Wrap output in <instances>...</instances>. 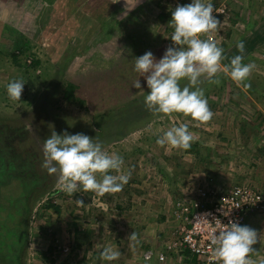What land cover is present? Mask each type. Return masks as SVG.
<instances>
[{"label":"rangeland","instance_id":"374dc122","mask_svg":"<svg viewBox=\"0 0 264 264\" xmlns=\"http://www.w3.org/2000/svg\"><path fill=\"white\" fill-rule=\"evenodd\" d=\"M189 2L0 0V128L14 136L19 128V134H28V143L40 149L53 126L58 133L67 129L70 134L97 136L106 151L123 157L121 173H131L120 192L104 196H69L58 189L57 176L49 175L53 192H43L32 203L26 264H96L100 250L117 235L126 238L120 244L125 251L132 232L140 241L134 245L140 255L147 249L145 240L159 238L171 219L177 220V204L185 197L237 184L264 189V0H212L222 23L212 34L229 58L223 63L239 54L236 41L243 40V62L255 65L246 81L250 87H238L228 77L218 85L205 81L201 86L213 117L204 124L180 113L145 120L149 111L139 97L146 92L132 86L138 78L134 58L146 51L157 59L164 55L172 43L171 10ZM17 77L26 83L21 100L13 102L5 85ZM67 79L74 80L78 101L65 96ZM140 80L150 91L145 78ZM124 105L130 108L128 119L116 111ZM106 112L110 117L105 119ZM134 119L143 121L128 134L114 126ZM28 123L32 131L26 129ZM97 123L101 129L94 126ZM173 123L189 124L195 137L190 149L166 150L156 143ZM40 155L42 163V150ZM51 204L60 211L48 207ZM82 216L86 219H79ZM72 221L90 237L75 234ZM262 226L264 230V222ZM161 240L148 243L149 248L160 249ZM261 244L259 238L253 246L259 249Z\"/></svg>","mask_w":264,"mask_h":264},{"label":"clouds","instance_id":"9594fccd","mask_svg":"<svg viewBox=\"0 0 264 264\" xmlns=\"http://www.w3.org/2000/svg\"><path fill=\"white\" fill-rule=\"evenodd\" d=\"M212 0H190L187 4H179L171 10L168 27L172 43L166 48L164 55L157 59L152 51L134 58L133 71L138 78L132 86L144 95V106L155 116H168L180 113L195 121L197 125L210 121L213 112L209 107L206 90L201 85L220 84L221 74L230 78L243 88L250 87L246 83L253 68L252 63H244L245 42L236 41L239 54L229 59L225 49L208 36L218 31L220 19L214 13ZM140 77L147 84L145 91ZM186 81L187 83H182ZM26 81L22 77L11 79L6 85V92L13 102L20 101ZM187 123H173L172 126L157 136L156 143L165 147L188 150L195 140ZM32 131V124H26ZM43 159L41 167L49 175L57 176V187L69 196L77 192L95 193L99 196L120 192L129 182L131 173H121L124 159L117 153H109L97 136L92 137L83 132L70 134L67 129L58 133L54 126L43 143ZM116 173V174H114ZM78 202L83 203L82 200ZM223 215L228 216L229 212ZM208 247L217 264H254L249 254L256 249L257 231L238 221L228 223L217 222L215 230L208 237ZM131 246L140 243L137 234L128 236ZM121 256L118 249L111 245L103 247L99 253L100 264H112ZM150 254L145 255V261ZM260 264H264L261 261Z\"/></svg>","mask_w":264,"mask_h":264},{"label":"trees","instance_id":"16d2710c","mask_svg":"<svg viewBox=\"0 0 264 264\" xmlns=\"http://www.w3.org/2000/svg\"><path fill=\"white\" fill-rule=\"evenodd\" d=\"M37 62L39 63V60ZM223 77L225 76L221 74V78ZM63 87L67 98L74 99V101L80 99L75 95L77 86L73 79H67L63 83ZM145 94L139 97V100H144ZM82 101L84 100L82 99ZM128 108V105H124L116 111L118 113L121 111L122 118L128 119L131 117L130 108ZM110 113L106 112L104 118L110 117ZM152 116L154 115L151 112L147 113L145 120L148 117L146 121H149ZM139 120H121L115 122L114 126L120 132L124 129L128 134L138 123L141 125L143 119ZM105 125L104 122L103 126ZM94 126L102 128L100 123L94 124ZM19 133V128L15 130V136L8 128H0V264H26L31 234L29 222L33 212L32 203L43 192H53L51 189L54 179L49 177L47 170L42 168L40 163L42 147L40 149L37 145L28 143L26 140L28 134ZM92 135L95 136L96 132H92ZM48 207H55L56 209H54L58 212L61 209L53 204ZM79 219L84 220L83 218ZM76 222H71L76 226H73V231H77L75 234L78 232L84 234ZM55 240L51 245L52 249L56 248Z\"/></svg>","mask_w":264,"mask_h":264},{"label":"built area","instance_id":"2783aa9c","mask_svg":"<svg viewBox=\"0 0 264 264\" xmlns=\"http://www.w3.org/2000/svg\"><path fill=\"white\" fill-rule=\"evenodd\" d=\"M224 9H218L221 13ZM214 10V15L217 16ZM216 36V35H215ZM210 33L208 38L215 40ZM210 188L189 195L178 202L176 212L179 223V238L173 240L163 252L148 248L150 254L147 264H217L208 247V237L215 230L217 222L238 221L246 225L248 217L264 214V189L251 184H237L231 188ZM195 197V198H194ZM229 212L228 216L223 215ZM175 253L176 257L169 254Z\"/></svg>","mask_w":264,"mask_h":264},{"label":"crops","instance_id":"0c3cea01","mask_svg":"<svg viewBox=\"0 0 264 264\" xmlns=\"http://www.w3.org/2000/svg\"><path fill=\"white\" fill-rule=\"evenodd\" d=\"M174 200L175 199H173V201ZM173 201H172V203H173ZM172 203H171V206H172ZM81 218H83L85 220L86 216H82ZM171 222H172V224H168V225H170V228H168V229L166 228L165 230H162L163 232H162V234H159V238H152L149 240H145V243H146L145 248L148 249L150 246V244H148V243H151L155 239L158 242L160 241V239H162L160 242V244H161L160 249H155V250H157L158 252H163L166 250V248L170 244V242H172L173 240H177L179 238V233H178L179 223L176 219L175 220L171 219ZM263 222H264V214L263 213L253 214V215L248 217L246 225L250 226L251 228H253L257 231L258 239L259 238L262 239L263 244H264V240H263L264 239V230H263V226H262ZM82 227H80L81 230H83ZM83 232H84V234L81 233V237L82 238L85 237V239H88L90 237L89 231L83 230ZM126 241L127 240L125 237H121L120 235H117L116 238L111 242L110 245L112 247H114L115 249H118L120 251V247H121L120 244H125ZM84 242H87V241L83 240L82 243H84ZM151 244H153V243H151ZM260 246H262V248L256 249V251L249 254V257L252 259L254 264H260L261 261H264V249H263L264 246L262 244ZM147 249H145V251ZM144 252H142L140 255L137 254L134 250V246L130 247V244L128 241L127 247H125V251H123V252L120 251V253H121L120 258L117 261L112 262V264H144V260H143L144 259V254H143ZM169 254L173 257H176L175 253L169 252ZM96 262H97L96 264H100V262L98 260Z\"/></svg>","mask_w":264,"mask_h":264}]
</instances>
